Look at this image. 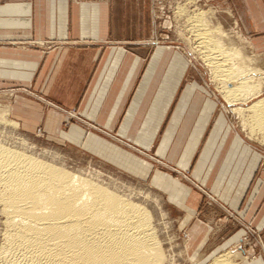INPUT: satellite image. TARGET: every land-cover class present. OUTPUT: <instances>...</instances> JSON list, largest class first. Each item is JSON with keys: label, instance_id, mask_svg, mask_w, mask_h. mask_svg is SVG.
<instances>
[{"label": "crops", "instance_id": "obj_1", "mask_svg": "<svg viewBox=\"0 0 264 264\" xmlns=\"http://www.w3.org/2000/svg\"><path fill=\"white\" fill-rule=\"evenodd\" d=\"M239 2L246 37L255 52H264V0ZM150 38V0H0V92H11L6 109L25 133L59 134L149 178L147 162L95 135L85 137L78 126L65 132L63 125L75 115L116 132L190 172L237 217L264 226V208L255 217L264 196L256 179L261 145L233 130L196 82L183 86L186 58L177 49L151 48ZM152 183L197 212L199 197L185 186L161 173ZM203 226L197 222L191 232L199 237Z\"/></svg>", "mask_w": 264, "mask_h": 264}, {"label": "bare ground", "instance_id": "obj_2", "mask_svg": "<svg viewBox=\"0 0 264 264\" xmlns=\"http://www.w3.org/2000/svg\"><path fill=\"white\" fill-rule=\"evenodd\" d=\"M187 1L177 8L178 16L186 14ZM211 18L202 11L189 16V31L226 104L246 106L231 109L242 128L252 135L260 132L264 140V98L258 99L264 70L231 44ZM7 112L0 110V123L16 128ZM18 140L15 146L0 140V264L165 263L149 210L136 200L138 194H120L98 177L37 157ZM229 257L222 254L210 264H231Z\"/></svg>", "mask_w": 264, "mask_h": 264}, {"label": "rangeland", "instance_id": "obj_3", "mask_svg": "<svg viewBox=\"0 0 264 264\" xmlns=\"http://www.w3.org/2000/svg\"><path fill=\"white\" fill-rule=\"evenodd\" d=\"M185 1L187 0H150L149 44L153 49L159 46L179 50L189 64L183 86L188 82H196L215 101L217 113L223 114L226 123L233 130L251 143L257 142L261 145L262 158L256 179L264 184L262 134L259 132L252 135L247 128H244L245 131L240 124L241 119L231 112V109L237 106L246 107L244 104L229 106L221 97L216 88L219 87L218 82L212 77L210 68L201 57L202 50L196 45L194 33L189 31L190 25L187 19L201 11L207 13L209 18L212 17V20L210 19L212 25L218 26L227 35L230 43L243 50L248 58L252 57L256 67L258 65L262 70H264V52H255L246 37L239 18L242 12L239 0H188L185 7L186 14L178 16L177 8L183 7ZM189 2L191 3L188 4ZM10 98L11 92L9 94L0 92V110H7ZM261 98H264V91L258 99ZM250 103L251 101H248L247 105ZM7 114L8 121L14 122L9 112ZM71 126L83 129L85 137L90 134L95 135L108 144L147 162L151 166L150 177L135 175L80 145L62 140L59 134L52 136L42 132L28 134L19 129L18 125L13 128L0 123V140L11 146L18 144V139L24 140L37 157L60 163L71 172L90 178L98 177L99 181L120 194L131 197L138 194L136 200L144 203L142 205L149 210L152 218L151 225L163 250L164 264H210L214 257L225 253L230 255L231 264L255 263L259 260L264 262V226L257 225L258 221H253L252 217L239 218L223 208L206 188L192 180L190 172H179L173 166L155 158L153 150H143L120 138L116 132H103L95 124L84 121L78 116L70 117L68 123L63 125V131L66 132ZM261 133L264 134V131L261 130ZM158 172L168 176L174 184L185 186L191 195L194 193L198 195L200 205L197 212L193 214L188 212L186 210L188 207L180 206L173 197L152 183L153 175L159 174ZM263 208L264 196L255 212V217L260 215ZM1 213L0 243H2L4 221ZM197 222L204 225L203 232L201 228L199 229L202 233L199 237L197 232H191ZM235 236L237 238L233 240Z\"/></svg>", "mask_w": 264, "mask_h": 264}]
</instances>
